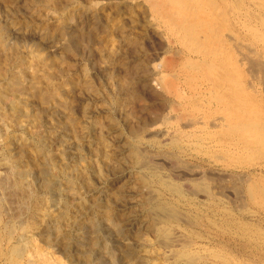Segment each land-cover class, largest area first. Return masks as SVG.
<instances>
[{
  "label": "rangeland",
  "instance_id": "1",
  "mask_svg": "<svg viewBox=\"0 0 264 264\" xmlns=\"http://www.w3.org/2000/svg\"><path fill=\"white\" fill-rule=\"evenodd\" d=\"M0 22V88L6 89L11 82H18L22 73L34 67L37 68L34 69L37 80L28 75L23 86L16 87V91L35 85L40 89L48 86L49 89L55 82L57 88L61 86L65 90L67 87L66 91L70 92L73 89L71 83L77 81L80 92L74 88V94H70L73 102L68 101V104L72 116L81 125L79 130L84 135L87 131L90 133L96 121L103 124L106 133L114 129L108 136L112 141L108 149L111 153L115 151V156L121 153L128 160L121 163L123 168L116 175L103 170L102 181L96 173L91 175L94 190L81 191L79 186L80 196L72 201L70 213L61 211L59 205H50L51 217L56 218L60 213V217L69 214L73 218L93 219L97 212L89 206L131 181L132 196L124 202L125 205L121 202L115 206L117 210L112 212V220L116 218L125 227L129 215L148 222L147 207L149 200L154 199L151 195H160L173 204L181 221L178 218L171 226L162 224L158 228H149L151 234L140 227L142 223L133 222L134 226L129 223L124 229L127 237L119 240L117 254L122 261L120 264H264V0H0ZM65 28L67 34L76 31L86 36L92 34V43L87 42V48L84 45L80 52H68L69 38L61 36ZM134 68L142 69L139 77L133 72ZM68 69L72 72L68 73ZM51 77L55 78L52 82ZM62 83H67L65 88ZM119 86L125 90L118 99L114 96ZM19 94L16 98H22L26 104V97ZM117 99L121 105L116 104ZM31 101L27 102L29 109L25 106L27 112L32 108L31 113L26 119L22 118L25 124L19 119V127L15 126V115L6 109L7 104L0 102V110L11 112H6V121L1 123L6 124V130L1 129L0 136V184L7 173L3 158L16 157L17 152L26 149L27 143H31L30 136L36 132L33 129L38 125L35 119L41 118L38 113L43 114L36 106V100ZM51 103L58 106L63 101L51 100ZM61 110L65 114L66 111ZM31 114L35 118L33 121ZM41 120L38 132L60 131L56 129L57 121L46 116ZM131 131L139 134L138 138L134 139ZM65 135L63 131L57 132L51 142L52 154L58 157L57 153L68 145ZM86 140V150L94 152L98 145L94 142L90 147L87 143L90 138ZM136 146L142 152L138 151L142 160L153 159L151 162L163 176L174 178L180 186L194 178L202 179L207 183V190L193 192L194 195L186 192L182 200L159 186L153 191L142 188L146 171L142 169L141 159L139 161L132 155ZM116 148L123 150L117 151ZM89 153L85 155L84 163H79L81 169L97 160L92 153V159H89ZM33 156L31 161L40 163L38 155ZM21 163V169H25L28 163L30 165L27 160ZM2 190L0 187V201L8 206V210L4 208L5 212H0L1 238L7 233L6 223L17 219L20 211L16 204L9 203ZM157 190L160 193L156 194ZM23 217L22 220L26 221L27 218ZM45 225L46 220L29 223L25 230L17 229L21 233L16 230L13 239L0 238V264H14L11 254L15 247H23L25 252L15 264H82L84 260L76 238L89 235V230L72 228V225L68 228L73 230L70 232L76 238L66 255L62 245L66 241L54 239L55 236L45 230ZM107 226L103 225L94 234L99 238V245L92 264L106 256L107 242L110 245L114 241L113 228ZM166 230L168 235H165ZM130 248H135V252L128 255ZM179 252L181 254L177 256Z\"/></svg>",
  "mask_w": 264,
  "mask_h": 264
},
{
  "label": "bare ground",
  "instance_id": "2",
  "mask_svg": "<svg viewBox=\"0 0 264 264\" xmlns=\"http://www.w3.org/2000/svg\"><path fill=\"white\" fill-rule=\"evenodd\" d=\"M24 10V9H23ZM8 14V13H7ZM9 15V14H8ZM7 15V17H9ZM6 18V17H5ZM13 18V17H12ZM66 21V20H65ZM1 23V22H0ZM98 23V22H97ZM1 25V24H0ZM7 25V24H6ZM107 25V24H106ZM69 28V25L67 26ZM101 27V26H100ZM55 28V27H54ZM66 28L64 29V33L63 35H61L62 37L65 35V36H68L66 38H69V44H68V52H74V51H79L81 50V48H83V46L85 44H87V42H91L93 41L91 35L90 36H86L84 35V33H81V32H77L76 33H73V34H67V31H65ZM79 30V29H78ZM83 31V30H82ZM87 33V32H86ZM95 35V34H94ZM60 36V34L58 35ZM72 36V37H71ZM95 37V36H94ZM60 38V37H58ZM25 39V38H24ZM21 40V39H19ZM90 45V44H89ZM88 45V47H89ZM86 46V45H85ZM87 48V46L85 47ZM84 48V49H85ZM139 49V48H138ZM66 50V49H65ZM64 50V51H65ZM66 50V51H67ZM83 50V49H82ZM136 51V49H135ZM67 52V53H68ZM139 51H137L138 53ZM83 53V52H82ZM131 53V52H130ZM134 53V52H133ZM140 54V53H138ZM133 55V54H132ZM136 55V53H135ZM68 56L69 53H68ZM71 57V56H70ZM70 57H67L68 59H70ZM73 58V57H72ZM67 60V59H66ZM140 61V60H139ZM20 62V61H19ZM68 62V61H67ZM138 63V61H137ZM22 64V63H21ZM32 64V63H30ZM37 64V63H36ZM135 64V63H134ZM33 65V64H32ZM138 65V64H136ZM23 66V65H22ZM20 66V67H22ZM31 66V65H30ZM38 66V65H36ZM141 66V65H139ZM138 66V67H139ZM52 67V66H51ZM56 67V66H55ZM58 67V66H57ZM135 67V66H133ZM143 67V65H142ZM147 67V66H146ZM145 67V68H146ZM26 68H28V66H26ZM39 68V67H38ZM41 68V67H40ZM39 68V69H40ZM48 68V67H47ZM54 68V67H53ZM68 68V67H67ZM21 69V68H20ZM35 69V67H34ZM34 69L32 68L31 70H27L26 72L22 73L21 75V78L18 79V82L14 83V82H11V84H9L7 86V88H3L1 89L0 88V102L1 103H6L7 105L6 106V109H9L13 115H15L16 117V122H15V126H18L20 125V121L22 120L24 123V120L22 118H25L27 117V114L28 113H31L29 112L30 110H32V108L27 112V108L29 109L30 107V104H27L28 101H31L33 102V100L37 103L36 106L40 107L41 108V111L43 114L41 113H38L39 116L38 117H49L50 119L54 120V121H57V124H56V129L57 130H60V131H56L55 129H51L49 130V132L47 131V133H40L38 132V128H40V125H41V118H33L31 114V117L30 119H35L37 122H38V125L37 126H33V129H36L35 131V134L33 136H30L31 137V143H27L26 145V149L24 151H19V153L17 152V154L15 155L16 157H12L11 155L9 156H5L6 158H3L4 159V166L6 168V176L5 178H3L2 180V183L0 184L1 186V189H3L2 191L5 192V194L8 196V200L10 201L9 203H11L13 205L16 204V207L19 211V217L17 219H12V220H9L8 223H6V227H7V233L5 236H2L1 238V234H0V238L2 240H7L6 238H9V239H13L14 238V235L16 233V230L17 229H24L25 228V225L26 224H38V223H41L43 222L44 220H46V225H45V230L49 231V233L52 235V236H55L54 239L56 240H59V241H66V244H62L64 247V252L67 253L69 252L70 253V248H71V245L72 243L75 241L74 239L76 237L72 236V233L70 232L71 230H68V228L71 227L72 225V228H78V229H87L89 230V235H83L79 238H76L78 239V244L77 246L80 247V256L83 258L84 262L82 264H92L93 262V254L94 252L98 249V245H99V238L98 236H94V234L98 233L97 231L99 229L102 228V226H106L108 227L107 225L109 224L112 228H113V239L114 241H112V243L109 245L108 242L106 244V256H107V259H106V256H103L99 259V262H97V264H106L105 262L109 260L108 264H120V259H118V252L120 251V241L119 240H122L123 238H126L127 236L124 235V229L127 227V225L129 223H133L135 222L136 224L139 223H142V225H140V227H143L144 228V231L145 233L148 231L149 228H152L154 229L153 227H157L158 226H162V224H166L168 226H171L174 222L177 221V219L179 218V212L176 211V208L173 207V204H169L168 201H165V197L163 198L162 196L160 195H156L159 191L157 190L156 192V196L154 195H151L153 196L154 199H151L148 201L149 205L147 208H149V220L148 222H146L147 219H144L143 221H140L137 220L136 218H134L132 215H131V218H130V215L127 216L126 218V227L122 224H120V222L117 221L116 218H114V220H112L111 218H113L114 216L112 215V212L115 213V206L118 204V203H123L125 205L124 202H127L126 200H128V197H131L132 196V193L130 192L132 188H129V186L131 187V181L130 183H123V185H121L120 187L116 188L113 192H110V197H106L105 199H99V202L96 201L94 202L93 204H91V206L89 207H94L93 209L97 212L96 214V217L95 218H89L88 220H86L85 218H79L78 216H75L74 218L71 217L69 214L67 216H64L62 215L60 217V213L57 214V217L54 218V217H51L49 215V209L50 208V205H59L60 209H62L61 211L64 210L65 211H68V213H70L72 211V207H73V203L72 201L73 200H76V199H79L78 197L80 196L79 195V192H78V188L80 186V189L81 191H85V190H91L93 189L94 190V182L92 183L91 179H90V176L95 174L96 173V176H98L100 178V180L102 181V171L103 170H106L108 171L109 174L111 175H116V173H118L120 171V169H122L123 165L122 164H125V163H122L124 160H127V157L123 156L122 157V154L120 153L119 155H114L115 154V151H112L114 153H111V150L108 149V145H109V142H112L111 139L108 138V136L110 134L113 133L112 129L111 132L110 130H107V133L104 132V126L103 124L100 122V121H96V123H93V127L90 131V133L87 131V134L84 135L82 133V131H80V126L79 124H77V121H76V118H74V116H72L73 113H71V109L69 108L70 105L68 104V101H70V94L72 93V95L74 94V88L77 90L78 86L80 87L79 83L76 81V83H71V86H73V89L70 91V92H67L66 89H62L61 86L60 88H57L56 87V84L55 82L53 83L52 80H54L55 78H52L51 77V86L53 87H49V89L47 88L48 86H46L45 89L43 88H38L40 87L38 85V87L35 86H32V87H23L22 89H18V91L15 90L16 87L22 85L23 86V83L25 82V79L28 78V75H29V78H32L33 80H37V75L34 71ZM66 69V68H65ZM132 69V68H131ZM22 70V69H21ZM20 70V71H21ZM25 70V69H24ZM55 70V69H54ZM59 70V69H58ZM70 69H68V73L72 72L71 70L69 71ZM113 70V69H112ZM127 70V69H126ZM38 71V70H37ZM45 71V70H44ZM60 71V70H59ZM50 72H52V69L50 70ZM61 72V71H60ZM133 72L135 73L136 76L139 77V73L141 74L143 71L142 69H139V68H134ZM147 72V71H146ZM46 73V72H45ZM49 73V71H48ZM59 73V72H58ZM131 73V72H130ZM20 74V73H19ZM18 74V75H19ZM42 74V72H41ZM41 74H39L41 76ZM53 74V72H52ZM64 74V73H63ZM66 74V73H65ZM44 75V74H43ZM54 75V74H53ZM52 75V76H53ZM61 75V74H60ZM57 74V76H60ZM112 75V74H111ZM125 75V74H124ZM146 75V74H145ZM64 76V75H63ZM67 76V74H66ZM70 76V75H69ZM121 76V75H120ZM130 75L128 74V77ZM143 76V75H142ZM44 77V76H42ZM47 77V76H46ZM68 77V76H67ZM71 77V76H70ZM127 77V79H128ZM149 77V76H148ZM19 78V77H17ZM40 78V77H39ZM144 78V77H143ZM41 79V78H40ZM58 79V78H57ZM60 79V78H59ZM137 79V78H136ZM139 79V78H138ZM137 79V80H138ZM48 80V79H47ZM129 80V79H128ZM132 80V79H131ZM130 80V81H131ZM68 81V79H67ZM75 81V80H73ZM134 81V80H133ZM59 82V81H58ZM71 82V81H70ZM128 82V81H126ZM132 82V81H131ZM46 83V82H45ZM48 83V82H47ZM130 83V82H129ZM129 83H126L129 85ZM142 83V82H141ZM49 84V83H48ZM63 84V83H62ZM67 84V83H66ZM65 84V85H66ZM87 84V82H86ZM119 84V83H118ZM30 85V84H29ZM28 85V86H29ZM58 85V84H57ZM64 85V84H63ZM65 85L63 86V88H65ZM85 84H83L84 86ZM21 86V87H22ZM31 86V85H30ZM69 86V85H68ZM88 86V85H87ZM86 86V87H87ZM122 86V84H121ZM133 86V85H132ZM6 87V86H5ZM59 87V86H58ZM117 87V86H116ZM128 87V86H126ZM136 87V85H135ZM139 87V86H138ZM83 88V87H82ZM89 88V86L87 87ZM80 89V88H79ZM92 89V88H91ZM132 89V88H131ZM81 90V89H80ZM116 90V89H115ZM125 90V88L123 89V87H120L119 86V89H118V92L116 93V95L114 96L115 98L118 97L121 98L122 95H123V91ZM128 90V88H127ZM78 91V90H77ZM84 91V89H83ZM91 90H89L90 92ZM117 91V90H116ZM131 91V90H130ZM129 91V92H130ZM133 91V90H132ZM131 91V92H132ZM80 92V91H78ZM86 92V91H85ZM140 92V91H139ZM20 93V94H19ZM76 93V92H75ZM83 94V92H81ZM94 93V92H93ZM135 93V91H134ZM24 95V97H26V101L24 104L23 103V100L22 98L20 99H17L16 96L17 95ZM79 93V95H82ZM85 94V93H84ZM91 94V93H90ZM96 94V93H95ZM114 94V93H113ZM77 95V93H76ZM75 95V96H76ZM78 95V96H79ZM87 95H89L87 93ZM110 95V94H109ZM133 95V94H132ZM140 95V94H139ZM84 96V95H83ZM86 96V95H85ZM126 97V93L124 95ZM28 97V98H27ZM74 97V96H73ZM77 97V96H76ZM81 97V96H79ZM77 97V98H79ZM92 97H93V94H92ZM112 97V96H111ZM137 97V96H136ZM82 98V97H81ZM103 98V97H102ZM107 98V97H106ZM132 98V97H131ZM130 98V100H131ZM24 99V98H23ZM94 99V98H93ZM104 99V98H103ZM102 99V100H103ZM117 99V103L116 104H119L120 103V100ZM136 99V98H135ZM22 100V101H21ZM51 100H55V101H63V103H61L62 105H58V106H53V104L51 103ZM72 100V99H71ZM74 100V99H73ZM105 100V99H104ZM111 100V99H110ZM109 100V101H110ZM129 100V99H128ZM75 101V100H74ZM82 101V100H81ZM71 102V101H70ZM73 102V101H72ZM71 102V103H72ZM123 102V101H122ZM126 102V100H125ZM3 103V104H4ZM111 103V101H110ZM132 103V102H131ZM126 104V103H125ZM67 105V106H65ZM121 105V104H119ZM124 105V103H123ZM122 105V106H123ZM27 106V108L25 107ZM63 106V107H62ZM90 106V105H89ZM116 107V105H114ZM121 106V109H123ZM32 107H34L32 105ZM68 107V108H66ZM72 107V106H71ZM85 107V106H84ZM94 107V106H93ZM35 108V107H34ZM61 108H63V110H65V114L62 113V110ZM132 108V107H131ZM73 109V108H72ZM87 108H83V110ZM96 109V108H94ZM117 109V108H116ZM120 109V111H121ZM9 110H0V136H1V129H3L5 127V125H1L2 122L6 121L5 120V117L7 116L6 115V112H8ZM91 111V110H90ZM125 111V110H124ZM11 112H8L11 114ZM33 112V111H32ZM85 112V111H84ZM75 113V112H74ZM86 114V112H85ZM89 114V113H88ZM93 114V113H92ZM74 115V114H73ZM127 115V114H126ZM131 115V114H130ZM34 116V115H33ZM91 116V115H89ZM130 117V116H129ZM128 117V118H129ZM21 118V120H19ZM109 118V117H108ZM127 118V116H126ZM8 119V118H6ZM29 119V117H28ZM86 119V118H85ZM105 119V118H104ZM111 119V118H110ZM94 120V119H93ZM51 121V120H50ZM146 121V120H145ZM30 122V121H29ZM48 119H47V123H48ZM79 122V121H78ZM9 123V121H8ZM14 123V122H13ZM27 123V122H26ZM31 123V122H30ZM36 123V122H35ZM87 123V122H86ZM107 124H109L108 122H106ZM115 123V122H114ZM139 123V122H138ZM12 124V123H11ZM25 124V123H24ZM37 124V123H36ZM81 124V123H80ZM89 124V123H88ZM140 124V123H139ZM34 125V124H33ZM49 125V123H48ZM87 125V124H86ZM106 125V124H105ZM147 125V124H146ZM47 126V125H46ZM54 126V125H53ZM52 126V127H53ZM89 126V125H88ZM87 126V127H88ZM109 126V125H108ZM126 126V125H125ZM215 126V124H214ZM21 127V126H20ZM24 127V126H23ZM51 127V128H52ZM83 127V125H82ZM6 128V127H5ZM4 128V129H5ZM28 128V127H27ZM48 128V127H46ZM115 128V127H114ZM19 129V128H18ZM84 129V127H83ZM110 129V127H109ZM116 129V128H115ZM6 130V129H5ZM8 130V129H7ZM40 130V129H39ZM43 129H41L40 131H42ZM48 130V129H46ZM87 130V129H86ZM146 130V129H145ZM65 132V139L67 140V142L69 141V143L65 142L67 145V147H64L63 151L62 152H59L56 153L59 155L56 156L54 154H52V146H51V142L54 141V137L57 135V132ZM81 133H80V132ZM26 132V131H25ZM7 133V132H6ZM5 133V134H6ZM27 133V132H26ZM34 133V132H33ZM56 133V135H55ZM115 134V133H114ZM2 135H4L2 133ZM23 135V134H22ZM30 135V134H28ZM32 135V134H31ZM131 135L134 137V139L138 138V135L136 134L135 131H131ZM61 136V135H60ZM20 137V136H19ZM24 137V136H23ZM29 137V138H30ZM88 137V139L90 138L88 145L91 147L92 146V143H96L98 145V147L96 148V150H94V152L92 151V156H95L97 160H94L93 161H90L91 162V166L88 164L85 168H80L79 166V163L82 161H85V155H87V153H89V151L86 150V140ZM21 138V137H20ZM57 138V137H56ZM23 139V138H22ZM27 139V138H26ZM108 139L110 141H108ZM1 140V139H0ZM61 140V139H60ZM60 142H63L60 141ZM72 143V144H71ZM60 145V144H59ZM111 145V144H110ZM128 145V144H127ZM135 145V144H134ZM133 147V145H131ZM58 147V146H57ZM62 147H61V150H62ZM96 147V146H95ZM113 147V146H112ZM119 147V146H118ZM120 147H122L120 145ZM126 147V146H125ZM130 147V148H132ZM165 147V146H164ZM21 148V147H20ZM56 148V147H54ZM88 148V146H87ZM123 148V147H122ZM121 148V150H118L117 148V151H122L123 149ZM91 148H89L90 150ZM112 149V148H111ZM115 149V148H114ZM120 149V148H119ZM22 150V149H21ZM58 150V148H57ZM60 150V151H61ZM35 153H34V152ZM116 151V153H117ZM139 150H137V146L136 148L132 149V155L133 156H136L135 158H139V161L141 159V162L143 163L142 165V169H145L146 171V174L145 175V178L143 179V184L142 182L140 184H142V188H145V189H148V191H153L155 190L156 187H160V189L164 190L166 193L168 194H171L175 197H180L182 198V200L184 199V197H186V192L189 193L192 192L191 194H193V192H200L202 189H205L207 190V183L206 181L200 179V180H190L187 184H181L178 185L174 178L170 177H165L161 174V172L159 171L160 169H158L157 167H155L153 165V163L151 162L152 160L150 159L147 160V159H143L142 160V155L141 153L138 152ZM16 152V151H15ZM54 152V153H55ZM86 152V153H85ZM3 153V152H2ZM91 153H89V156L90 158L89 159H92L91 157ZM125 153V152H124ZM131 153V152H130ZM9 154V153H7ZM35 154L38 155L39 159H40V163H33L31 161V156H33ZM113 155V156H112ZM130 156V155H129ZM2 157V156H1ZM34 157V156H33ZM125 157V158H124ZM129 158V157H128ZM132 158V157H130ZM2 159V160H3ZM94 159V157H93ZM168 159V158H167ZM23 160H27V161H30V165L28 163L27 166H25L24 168L25 169H21L22 165H20L21 161ZM137 160V159H135ZM37 161V160H36ZM128 161V160H127ZM138 161V162H139ZM88 162V161H87ZM89 162V163H90ZM125 162V161H124ZM133 162V161H132ZM27 163V162H26ZM84 163V162H83ZM94 163V164H92ZM122 163V164H121ZM157 163V162H156ZM155 163V164H156ZM178 163V162H177ZM22 164V163H21ZM129 164V163H128ZM164 164V163H163ZM79 165V166H78ZM82 165V164H81ZM84 165V164H83ZM78 166V167H77ZM158 166V165H157ZM127 167V166H126ZM134 167V166H133ZM161 167V166H160ZM159 167V168H160ZM202 169V168H201ZM124 170V169H123ZM172 170V169H171ZM5 172V171H4ZM141 172H143L141 170ZM122 173V172H121ZM172 173V172H171ZM5 174V173H4ZM104 174H105V171H104ZM89 175V176H88ZM106 175V174H105ZM143 175V176H144ZM88 176V177H87ZM95 176V175H94ZM109 176V175H108ZM118 176V175H117ZM169 176V175H167ZM216 176V175H215ZM96 177V178H98ZM106 177V176H105ZM128 177V175H127ZM219 177V176H218ZM131 178V177H130ZM97 180V179H96ZM99 180V179H98ZM99 180V181H100ZM100 181V182H101ZM105 181H106V178H105ZM219 181V180H218ZM98 182V181H97ZM127 182V181H126ZM187 182V181H186ZM94 184V185H93ZM103 184V182H102ZM99 185V184H98ZM117 187V186H116ZM134 187V186H132ZM102 189V188H101ZM224 189V188H223ZM80 191V192H81ZM92 191V190H91ZM110 191V190H109ZM142 191V190H141ZM106 192V191H105ZM144 192V191H143ZM146 192V191H145ZM160 193V192H159ZM163 193V192H161ZM201 193V192H200ZM203 193V192H202ZM207 193V192H206ZM197 194V193H196ZM73 195V196H72ZM162 195V194H161ZM164 195V194H163ZM194 195V194H193ZM207 195V194H206ZM209 195V194H208ZM2 196V195H1ZM84 196V194H83ZM82 196V197H83ZM145 196V194H144ZM224 196V195H223ZM102 197V196H100ZM146 197V196H145ZM148 197V196H147ZM162 197V198H161ZM3 198V197H2ZM5 198V197H4ZM208 198V196H207ZM210 198V197H209ZM170 199V198H169ZM174 199V198H173ZM4 200V199H3ZM130 200V199H129ZM176 200V199H175ZM79 201V200H78ZM144 201V200H142ZM147 201V200H146ZM234 201V200H233ZM81 202V201H80ZM83 202V201H82ZM131 202V201H130ZM141 202V201H140ZM145 202V201H144ZM239 202V201H238ZM5 203V201H4ZM7 203V202H6ZM86 203V202H85ZM84 203V204H85ZM180 203V202H179ZM90 204V203H89ZM122 204V205H123ZM130 204V203H129ZM134 204V203H133ZM175 204V203H174ZM194 204V203H193ZM5 205V204H4ZM2 204V201H0V212L4 211V208H7L8 206H4ZM8 205V204H7ZM179 205V204H178ZM177 205V206H178ZM78 206V205H77ZM141 205H139V209ZM11 207V206H10ZM15 207V208H16ZM82 207H86V205H82ZM120 207V206H119ZM124 207V206H123ZM143 207H144V204H143ZM205 207V206H204ZM14 209V207H11ZM54 208V207H53ZM58 208V209H59ZM56 209V208H55ZM181 209V208H180ZM8 210V208L6 209ZM115 210V211H114ZM125 209H123L124 211ZM60 211V210H59ZM58 211V212H59ZM60 211V212H61ZM133 211V210H132ZM140 211V210H139ZM203 211V210H202ZM5 212V211H4ZM83 212V211H82ZM130 212V211H129ZM138 212V211H137ZM136 212V213H137ZM62 213V212H61ZM122 213V212H121ZM135 213V214H136ZM139 213V212H138ZM4 214V213H3ZM92 214V213H91ZM1 215V214H0ZM49 215V218H47ZM82 215V214H81ZM123 215V214H122ZM138 215V214H137ZM141 215V214H140ZM24 216V217H23ZM74 216V215H73ZM135 216V215H134ZM142 216V215H141ZM1 217V216H0ZM12 217V216H11ZM22 217L23 218H27L26 221H23L22 220ZM101 217V218H100ZM126 217V216H125ZM134 219H133V218ZM147 217V216H146ZM51 218V219H50ZM181 218V217H180ZM179 218V220H180ZM52 219H55V220H52ZM120 219V218H119ZM123 220V219H122ZM142 220V219H141ZM125 221V220H124ZM181 221V220H180ZM179 221V222H180ZM1 222V220H0ZM5 223V222H3ZM123 223V222H122ZM145 224V225H144ZM204 224V223H203ZM5 225V224H4ZM44 225V224H43ZM147 225V226H146ZM165 225V226H166ZM129 226H134V223L129 225ZM139 226V225H138ZM136 226V227H138ZM4 227V226H3ZM28 228V227H26ZM31 228V227H30ZM105 228V227H104ZM111 228V230H112ZM165 229H168V228H165ZM2 230V229H1ZM4 230V229H3ZM25 230V229H24ZM28 229H26V232H27ZM30 230V229H29ZM150 230V229H149ZM160 230V229H159ZM158 230V231H159ZM19 232V230H17ZM73 231V230H72ZM101 231V230H100ZM157 231V232H158ZM169 231V229H168ZM166 230V233L168 232ZM171 231V230H170ZM5 232V231H3ZM25 232V233H26ZM29 232V231H28ZM31 232V231H30ZM29 232V233H30ZM154 232V231H153ZM172 232V231H171ZM21 233V232H19ZM108 233V231H107ZM133 233V232H132ZM148 233H150L148 231ZM170 233V232H169ZM23 234V233H22ZM86 234V233H85ZM91 234L93 235V238L91 236ZM102 234V233H101ZM111 234V233H110ZM151 234V233H150ZM8 235V236H7ZM29 235V234H28ZM74 235V234H73ZM81 235V234H79ZM108 235V234H107ZM138 234H136L137 236ZM140 235V233H139ZM165 235H168L165 234ZM170 235V234H169ZM7 236V237H6ZM16 236V235H15ZM49 236V235H48ZM163 236V235H162ZM175 236V235H174ZM47 237V236H46ZM102 237V236H100ZM107 237V236H106ZM134 237V236H133ZM16 238V237H15ZM139 238V237H138ZM154 238V237H153ZM18 239V238H17ZM47 239V238H46ZM112 239V240H113ZM134 240V239H133ZM139 240V239H138ZM144 240V238H143ZM176 239H174L175 241ZM73 241V242H72ZM141 241V240H139ZM170 241V240H169ZM168 241V242H169ZM7 242V241H6ZM18 242V241H17ZM22 242V241H20ZM135 241H133L134 243ZM162 242V241H161ZM140 243V242H139ZM144 243V242H142ZM171 243V242H170ZM178 243V242H177ZM181 243V242H179ZM137 244V243H136ZM146 244V243H145ZM144 244V245H145ZM183 244V243H182ZM20 245V244H18ZM26 245V244H25ZM123 245V243L121 244ZM143 245V244H142ZM162 245V244H161ZM186 245V244H185ZM172 246V245H171ZM170 246V247H171ZM174 246V245H173ZM178 246V245H177ZM181 246V245H180ZM77 247V248H78ZM158 247V246H157ZM175 247V246H174ZM76 248V249H77ZM127 248V247H126ZM125 248V249H126ZM161 248H164L161 246ZM180 248V247H179ZM187 248H190V247H187ZM11 249V248H10ZM79 249V248H78ZM142 249V247H141ZM61 250V249H60ZM128 250V249H127ZM145 250V249H144ZM187 250V249H186ZM29 251V250H27ZM102 251V250H100ZM167 251V250H166ZM72 252V251H71ZM105 252V251H104ZM129 252V250H128ZM135 252V248H130V254L127 253L128 255H131ZM175 252V251H174ZM188 252V251H187ZM24 248L23 247H15L13 249V252H12V258L14 260V264L15 263H19V260L20 258L23 257L24 255ZM169 253V252H168ZM190 253V252H189ZM188 253V254H189ZM31 254V253H29ZM125 254V253H124ZM136 254V253H135ZM181 252H179V254H177V256L179 255L180 256ZM184 254H187V253H184ZM194 254H196V252H194ZM78 255V254H77ZM141 255V254H140ZM138 254V256H140ZM167 255V254H166ZM183 255V253H182ZM99 256V254H98ZM143 256V254H142ZM190 256V255H189ZM194 256V255H193ZM129 257V256H128ZM176 257V256H175ZM187 257V256H186ZM46 258V257H45ZM80 258V259H82ZM121 258V257H120ZM123 258V257H122ZM131 258V257H130ZM140 258V257H138ZM190 259L193 258V257H189ZM33 259V258H32ZM72 259V258H71ZM97 259V257H96ZM126 259V258H125ZM141 259V258H140ZM169 259V258H168ZM198 259V258H197ZM10 260V259H9ZM127 260V259H126ZM166 260V259H165ZM182 260V259H181ZM187 260V258H186ZM49 261V260H48ZM82 261V260H81ZM182 261H185V259H183ZM188 261V260H187ZM195 261H196V257H195ZM33 262V261H32ZM126 262V261H125ZM131 262V261H130ZM129 262V263H130ZM168 262V261H167ZM135 263V262H134ZM137 263V262H136ZM141 263V262H140ZM192 263V262H191ZM190 263V264H191ZM13 264V263H11ZM53 264V263H52ZM76 264V263H75ZM131 264V263H130ZM138 264V263H137ZM142 264V263H141Z\"/></svg>",
  "mask_w": 264,
  "mask_h": 264
}]
</instances>
